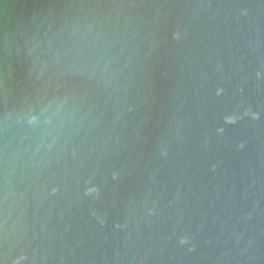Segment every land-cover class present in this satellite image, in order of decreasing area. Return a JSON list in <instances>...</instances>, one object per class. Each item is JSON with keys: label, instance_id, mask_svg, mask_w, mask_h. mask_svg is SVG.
<instances>
[{"label": "water", "instance_id": "95a60500", "mask_svg": "<svg viewBox=\"0 0 264 264\" xmlns=\"http://www.w3.org/2000/svg\"><path fill=\"white\" fill-rule=\"evenodd\" d=\"M0 264H264V0H0Z\"/></svg>", "mask_w": 264, "mask_h": 264}]
</instances>
